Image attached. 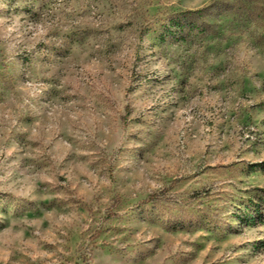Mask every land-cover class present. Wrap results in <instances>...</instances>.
<instances>
[{
	"label": "rangeland",
	"instance_id": "rangeland-1",
	"mask_svg": "<svg viewBox=\"0 0 264 264\" xmlns=\"http://www.w3.org/2000/svg\"><path fill=\"white\" fill-rule=\"evenodd\" d=\"M0 264H264V0H0Z\"/></svg>",
	"mask_w": 264,
	"mask_h": 264
}]
</instances>
